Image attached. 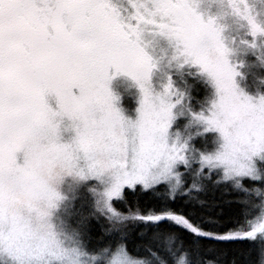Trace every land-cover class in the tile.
Masks as SVG:
<instances>
[{
    "label": "snow or ice",
    "instance_id": "1",
    "mask_svg": "<svg viewBox=\"0 0 264 264\" xmlns=\"http://www.w3.org/2000/svg\"><path fill=\"white\" fill-rule=\"evenodd\" d=\"M229 19L245 29L241 45L264 52V0H0V251L17 264H220L212 254L227 251L207 242L216 241L247 244L243 264H264V95L237 84L244 62L233 59ZM148 37L167 44L169 68L206 74L216 92L207 114L193 110L172 71L157 88L162 58ZM120 74L139 88L135 120L116 106L111 82ZM181 106L219 133L217 150L170 134ZM69 177L91 200L83 213L78 195L68 212L74 247L50 222ZM207 181L239 193L224 202V220L207 217L216 229L194 223V208L184 211L191 200L204 203L193 193ZM16 191L42 202L29 203L36 217L27 249L5 235ZM129 193L156 199L140 206ZM101 218L108 227L97 234L92 222Z\"/></svg>",
    "mask_w": 264,
    "mask_h": 264
},
{
    "label": "rangeland",
    "instance_id": "2",
    "mask_svg": "<svg viewBox=\"0 0 264 264\" xmlns=\"http://www.w3.org/2000/svg\"><path fill=\"white\" fill-rule=\"evenodd\" d=\"M205 8L208 7V3H205ZM215 10V5H213ZM229 27L227 28L225 35L229 42L233 38L236 40L234 45L236 51L233 59L237 62L243 61L244 66L240 69L242 75L237 77L238 86L243 89L247 94L257 97L264 95V64L261 59L257 57H264V52L252 53L240 44L241 37L245 34V29L238 27V25L231 19L227 22ZM151 47L154 49V53L161 59V71L158 72L153 80L154 84L158 88V82L163 79L164 73L172 71L174 79L179 88L189 93L192 97L191 106L194 111H205L211 107V103L216 99L215 87L206 76V74L200 73L197 66H185L182 70H175V68H169L168 56L171 55L167 44L160 40L155 41L151 37H148ZM195 84V85H194ZM208 87V93L203 95L200 87ZM111 88L113 92L118 96L116 106L121 109L125 117L135 120L138 113L137 108L139 107L140 92L136 83L130 78L123 74L117 75L111 82ZM203 95V96H202ZM50 105L55 108L56 101L54 96L48 98ZM184 111L183 115H178L170 127V134L175 137L177 133L182 138L191 137L190 143L201 151L212 152L218 149L220 139L219 133L214 130L204 131L206 125L193 121L191 115L183 106L175 109L174 111ZM70 124L69 121L65 120L62 125V139L69 140L74 131L68 128L65 130L64 126ZM22 162V154L19 157ZM92 184L95 181L90 180ZM77 184L69 177L66 178L64 183L61 185L62 191L66 194L67 199L63 202L60 210L53 214L51 218V224L57 233L61 234V238L64 239L65 247H74L72 232L70 231L69 223L67 221L68 212L72 209V200L74 192L77 189ZM28 190L32 191V186H28ZM29 203L33 208L39 206L41 201H29L23 191H16L12 194L10 199V210H11V224L12 226L5 230L6 238L9 239L10 243L21 249H27L34 243L32 236L30 235L27 224L29 221L35 222L36 213L29 211ZM69 225V226H68ZM67 237V238H66ZM0 263L1 264H17V261L9 256L7 252L0 251ZM88 264H94L93 261L89 260ZM145 264H147L145 262Z\"/></svg>",
    "mask_w": 264,
    "mask_h": 264
},
{
    "label": "trees",
    "instance_id": "3",
    "mask_svg": "<svg viewBox=\"0 0 264 264\" xmlns=\"http://www.w3.org/2000/svg\"><path fill=\"white\" fill-rule=\"evenodd\" d=\"M195 85V84H194ZM203 95L207 92L208 87L199 86ZM202 95V96H203ZM92 184L91 181L87 182ZM239 193L234 192L230 188H226L225 185H213L211 181H207L205 186L201 191L194 192L193 195L198 199L204 201L203 204L197 203V200H191L189 204L184 205L185 213H189L193 208L195 209V214L190 216V219L194 223H198L201 227L205 229H216L217 226L207 220V217H218L220 220H224L228 215L227 205L224 204L225 201L229 200L232 196H235ZM80 195V199L76 201V207L79 211L83 213H88L90 211L91 200L88 198L87 194L84 192L83 188L78 191V186L73 195V200ZM128 199L130 202H136L140 206L151 205L155 202V197L152 193H129ZM72 200V203H73ZM122 207V206H121ZM224 207L225 213L223 215L218 214V209ZM97 234L99 233V227L102 224L104 227H108L107 222L101 218L100 222H92ZM69 226V225H68ZM228 224L223 225L219 230H223L225 227H228ZM70 231L73 233L74 226L69 227ZM182 231V230H181ZM190 236L191 234H187ZM211 244H218L220 249L226 250L227 255H223L221 252L213 253L220 262V264H229L232 259L237 260V264H243L242 252L248 247L247 244H234L233 242L221 243L216 241H207ZM145 262L148 264L147 259ZM1 264V263H0Z\"/></svg>",
    "mask_w": 264,
    "mask_h": 264
},
{
    "label": "clouds",
    "instance_id": "4",
    "mask_svg": "<svg viewBox=\"0 0 264 264\" xmlns=\"http://www.w3.org/2000/svg\"><path fill=\"white\" fill-rule=\"evenodd\" d=\"M66 264H67V262H66Z\"/></svg>",
    "mask_w": 264,
    "mask_h": 264
}]
</instances>
